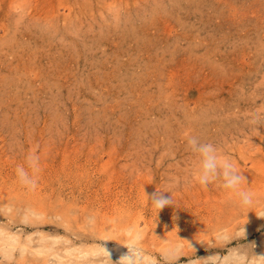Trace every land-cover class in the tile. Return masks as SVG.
Here are the masks:
<instances>
[{
    "label": "rangeland",
    "instance_id": "rangeland-1",
    "mask_svg": "<svg viewBox=\"0 0 264 264\" xmlns=\"http://www.w3.org/2000/svg\"><path fill=\"white\" fill-rule=\"evenodd\" d=\"M189 136L251 206L196 182ZM130 245L140 264H261L264 0H0V264H120Z\"/></svg>",
    "mask_w": 264,
    "mask_h": 264
},
{
    "label": "clouds",
    "instance_id": "clouds-1",
    "mask_svg": "<svg viewBox=\"0 0 264 264\" xmlns=\"http://www.w3.org/2000/svg\"><path fill=\"white\" fill-rule=\"evenodd\" d=\"M259 118L255 117L252 123H258ZM187 146L198 158L197 167L193 172V177L201 186L207 187L210 183L222 181L220 186L226 190H231L239 197L242 207L251 206L253 194L248 191L240 190L241 184H247V178L239 173L230 158L222 154L213 143H203L198 137H187ZM27 168L18 165L16 175L19 183L30 191L38 187L37 173L40 171V159L35 152H30L26 157ZM166 192H153L148 194L144 191V196L151 202L152 206L159 211L171 205V198L165 195ZM243 236L246 238V229H242ZM127 251L119 259L120 264H140L141 251L136 246L130 245ZM103 256L110 262V252L103 248ZM256 259L264 264V254L255 255ZM255 264V262H250Z\"/></svg>",
    "mask_w": 264,
    "mask_h": 264
},
{
    "label": "bare ground",
    "instance_id": "bare-ground-1",
    "mask_svg": "<svg viewBox=\"0 0 264 264\" xmlns=\"http://www.w3.org/2000/svg\"><path fill=\"white\" fill-rule=\"evenodd\" d=\"M126 2V1H125ZM111 217V216H110ZM140 217V216H139ZM134 221V220H133ZM136 237V235H134V236H132L131 237V239H134ZM13 245V244H12ZM5 247V246H4ZM23 247H25V246H23ZM25 249V248H24ZM23 250V249H22ZM23 252H25V251H23Z\"/></svg>",
    "mask_w": 264,
    "mask_h": 264
}]
</instances>
